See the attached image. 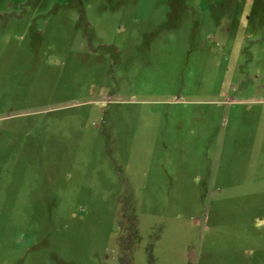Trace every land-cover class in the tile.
I'll use <instances>...</instances> for the list:
<instances>
[{"label":"rangeland","instance_id":"374dc122","mask_svg":"<svg viewBox=\"0 0 264 264\" xmlns=\"http://www.w3.org/2000/svg\"><path fill=\"white\" fill-rule=\"evenodd\" d=\"M0 264H264V0H0Z\"/></svg>","mask_w":264,"mask_h":264}]
</instances>
